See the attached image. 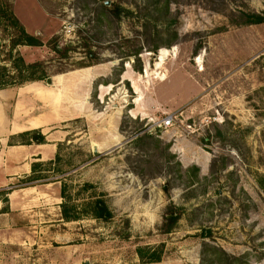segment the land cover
<instances>
[{"label":"rangeland","instance_id":"1","mask_svg":"<svg viewBox=\"0 0 264 264\" xmlns=\"http://www.w3.org/2000/svg\"><path fill=\"white\" fill-rule=\"evenodd\" d=\"M7 1L43 41L17 50L46 77L0 98H73L64 75H91L96 112L123 106L124 141L94 153L84 120L59 125L74 130L59 160L0 185V264H134L140 247L161 261L226 264L220 247L234 264H264V22L246 23L264 0ZM95 198L111 219L63 218V203L82 211Z\"/></svg>","mask_w":264,"mask_h":264},{"label":"crops","instance_id":"2","mask_svg":"<svg viewBox=\"0 0 264 264\" xmlns=\"http://www.w3.org/2000/svg\"><path fill=\"white\" fill-rule=\"evenodd\" d=\"M79 71L75 72L78 73ZM73 73V74H75ZM64 81L73 90V98H63L57 88L52 98H41L33 94L30 98H0V185L8 186L16 178H23L32 174V164L35 161L48 162L56 159L60 144L74 130L58 128L59 125L82 119L86 122V137L91 141L92 150L98 151L120 150L124 135L120 130L123 118V106H118L112 112H96L95 100L92 98L94 78L91 75L75 76L73 83L64 75ZM55 82V81H54ZM35 83V81L33 82ZM4 88L1 91H6ZM58 95L60 98H58ZM102 101V98H97ZM103 119L97 122V119ZM66 124L64 127H66ZM28 130H40L45 141L38 143H10L12 138ZM99 131L102 138L95 134ZM74 133L73 135H78ZM121 182V179H119ZM60 181L49 182L57 185ZM15 191L10 194L13 200ZM118 197V196H117ZM75 264H78V258ZM91 264L92 260H85ZM108 262L116 263L112 260ZM136 262V263H135ZM93 263V262H92ZM125 264L130 262L123 261ZM134 264H183L180 260L164 258L158 262L143 263L137 253Z\"/></svg>","mask_w":264,"mask_h":264},{"label":"trees","instance_id":"3","mask_svg":"<svg viewBox=\"0 0 264 264\" xmlns=\"http://www.w3.org/2000/svg\"><path fill=\"white\" fill-rule=\"evenodd\" d=\"M249 20L246 23L257 24L264 22L263 13H249ZM7 21V24L3 25V22ZM3 25V26H2ZM0 26L2 30H8L10 33V44L9 50H7L8 60L11 63V69L0 63V90L10 87V86H20L24 83L30 81L43 80L46 75L44 73L38 74V67L40 63L26 64L23 58L20 56L19 51L17 50L20 46H40L43 44V41L34 34L29 33L24 25L20 22L18 17L15 15L12 5L7 0H0ZM4 47V46H3ZM54 50L59 51L57 45L54 46ZM157 47L152 48V51H156ZM141 50H137V53H140ZM40 68V67H39ZM35 141L42 143L45 141L44 134L39 130H28L20 133L18 135V141H15L14 138L10 140V143H31ZM59 153L56 156V159L51 160L48 164H55L59 160ZM44 165V162L35 161L32 164V174L26 176L23 182L35 181L42 176L37 174L40 171V167ZM8 192V191H7ZM64 193V192H63ZM65 198V193L63 194ZM2 201H8V198H5ZM6 211V210H5ZM62 215L66 221L79 220L82 215H89L97 219L109 220L114 214L111 208L109 207L107 201L103 198H95L91 202H87L84 206V210L78 211L76 205L69 206L67 203L62 205ZM175 216L170 218V221H174ZM213 252L217 255L223 256L227 263L234 264L238 258L229 255L224 249L220 247H213ZM138 254L140 255L143 263L147 262H158L161 261L162 255L157 250L152 252H147L145 248H138ZM148 258V259H146ZM203 258L201 264H204ZM210 264H214L213 261Z\"/></svg>","mask_w":264,"mask_h":264},{"label":"built area","instance_id":"4","mask_svg":"<svg viewBox=\"0 0 264 264\" xmlns=\"http://www.w3.org/2000/svg\"><path fill=\"white\" fill-rule=\"evenodd\" d=\"M175 114H169L166 116V118H164L160 123L159 126L160 127H168L173 125L174 123V119H175Z\"/></svg>","mask_w":264,"mask_h":264},{"label":"water","instance_id":"5","mask_svg":"<svg viewBox=\"0 0 264 264\" xmlns=\"http://www.w3.org/2000/svg\"><path fill=\"white\" fill-rule=\"evenodd\" d=\"M107 3H109V1H107ZM47 82L49 84L53 83V79L51 77L47 78ZM94 153H98V149L96 148V146L94 147ZM86 264H90L89 262H86Z\"/></svg>","mask_w":264,"mask_h":264},{"label":"bare ground","instance_id":"6","mask_svg":"<svg viewBox=\"0 0 264 264\" xmlns=\"http://www.w3.org/2000/svg\"><path fill=\"white\" fill-rule=\"evenodd\" d=\"M167 54H168V51L163 50L160 56V60L163 61L164 58L167 56Z\"/></svg>","mask_w":264,"mask_h":264}]
</instances>
